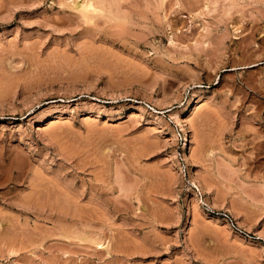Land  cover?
Here are the masks:
<instances>
[{
  "label": "rangeland",
  "instance_id": "obj_1",
  "mask_svg": "<svg viewBox=\"0 0 264 264\" xmlns=\"http://www.w3.org/2000/svg\"><path fill=\"white\" fill-rule=\"evenodd\" d=\"M84 1L0 0V264H264V0Z\"/></svg>",
  "mask_w": 264,
  "mask_h": 264
},
{
  "label": "bare ground",
  "instance_id": "obj_2",
  "mask_svg": "<svg viewBox=\"0 0 264 264\" xmlns=\"http://www.w3.org/2000/svg\"><path fill=\"white\" fill-rule=\"evenodd\" d=\"M90 0H88V1H84L85 3H82V5H80V10L81 11H83V12H81V13H84V16H85V14H87L88 15V11H91V7L93 8V9H95L96 10V8H94V6H93V4H91V2H89ZM97 1V0H96ZM99 1V0H98ZM104 3V2H103ZM104 5V4H103ZM117 5V4H116ZM99 6V5H98ZM97 6V7H98ZM78 7H79V5H78ZM90 7V8H89ZM89 8V9H88ZM92 9V10H93ZM95 12V11H94ZM86 15V16H87ZM93 17V16H92ZM87 18V17H86ZM90 19V18H89Z\"/></svg>",
  "mask_w": 264,
  "mask_h": 264
},
{
  "label": "built area",
  "instance_id": "obj_3",
  "mask_svg": "<svg viewBox=\"0 0 264 264\" xmlns=\"http://www.w3.org/2000/svg\"><path fill=\"white\" fill-rule=\"evenodd\" d=\"M232 222V221H231Z\"/></svg>",
  "mask_w": 264,
  "mask_h": 264
}]
</instances>
